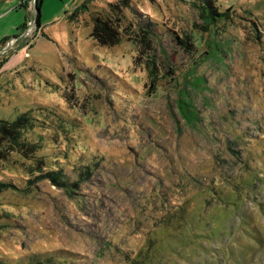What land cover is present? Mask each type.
Masks as SVG:
<instances>
[{
    "label": "rangeland",
    "instance_id": "1",
    "mask_svg": "<svg viewBox=\"0 0 264 264\" xmlns=\"http://www.w3.org/2000/svg\"><path fill=\"white\" fill-rule=\"evenodd\" d=\"M35 1L0 18V120L32 121L0 264H264V0H42L19 45Z\"/></svg>",
    "mask_w": 264,
    "mask_h": 264
},
{
    "label": "trees",
    "instance_id": "2",
    "mask_svg": "<svg viewBox=\"0 0 264 264\" xmlns=\"http://www.w3.org/2000/svg\"><path fill=\"white\" fill-rule=\"evenodd\" d=\"M123 1H126V0H123ZM42 3H43L42 0H37V3H36L37 16L35 19H36V23L39 27L41 26V11H40L41 9L40 8H41ZM107 25L110 26V24H105L104 26H102V22L96 18V27H95L94 32L91 34V36L95 38V36L97 37V35H100L101 37H103V38L107 37L106 39H111L114 42L117 41V36H116V34H114V30L112 28L108 29ZM181 102L182 101H179V103H178V105L181 107V108H179V112L184 118L187 119L189 117L188 112L182 108ZM31 123H32L31 118L29 117V115L27 113L20 114L17 117V119L14 121L0 120V134L5 135V136H9L11 138L9 140L10 143H14L13 144L14 146H17L18 148L20 147V149L23 150L24 143H21L20 139L22 137L23 132L27 128H30V126L32 127ZM31 148H34V146H31ZM25 149H30V145L27 144L25 146ZM3 157H4V155H3ZM1 158H2V156H1ZM49 173L51 174V176H50L51 179L53 181H55L56 183H59L58 181H60L62 179L61 175L59 176L60 173H55V171L54 172L51 171ZM3 185H6V184L0 183V188Z\"/></svg>",
    "mask_w": 264,
    "mask_h": 264
},
{
    "label": "crops",
    "instance_id": "3",
    "mask_svg": "<svg viewBox=\"0 0 264 264\" xmlns=\"http://www.w3.org/2000/svg\"><path fill=\"white\" fill-rule=\"evenodd\" d=\"M3 1H5V0H1L0 1V18L3 16V15H5V14H7L8 12H10V11H12V10H16L17 8H19V7H21V6H27V8H28V4H27V0H7V1H9V4H8V6L6 7V8H4V9H2V7H1V3L3 2ZM9 5H11L10 7H9ZM41 9V8H40ZM28 21V20H27ZM30 21V20H29ZM28 21V22H29ZM27 27H28V24H27V22L26 23H24V25L22 26V27H19L18 28V32H19V34H21V36L20 37H16V38H18V43H19V45H23V44H25V45H30V46H32L34 43H35V40H39L40 38H43L44 36H43V34H45L44 33V31L42 30V25L40 26V31L43 33L42 35L40 34L39 36L37 35L36 36V39L34 40H32V41H29L28 40V38L27 37H25V35H24V33H25V30L27 29ZM14 39V38H13ZM12 39H10L7 43H3L1 46V48H0V50L5 46V44H8L10 41H11ZM23 40V41H22ZM18 43H17V45H18ZM5 48V47H4ZM3 48V49H4ZM27 54H28V52H27Z\"/></svg>",
    "mask_w": 264,
    "mask_h": 264
},
{
    "label": "built area",
    "instance_id": "4",
    "mask_svg": "<svg viewBox=\"0 0 264 264\" xmlns=\"http://www.w3.org/2000/svg\"><path fill=\"white\" fill-rule=\"evenodd\" d=\"M34 26V27H33ZM28 31H27V33H26V36H28V34H29V36L30 35H32L33 33H31V31L32 30H35V31H37L38 30V26H37V23H36V19H34V21L33 20H30L29 21V25H28ZM33 27V28H32ZM37 29V30H36ZM30 31V33H28ZM14 41V39L13 40H11V42H10V44H9V46L12 44V42Z\"/></svg>",
    "mask_w": 264,
    "mask_h": 264
},
{
    "label": "water",
    "instance_id": "5",
    "mask_svg": "<svg viewBox=\"0 0 264 264\" xmlns=\"http://www.w3.org/2000/svg\"><path fill=\"white\" fill-rule=\"evenodd\" d=\"M34 3H36V1H35ZM36 10H37V9L35 8V10H34V11H35V17L37 16V11H36Z\"/></svg>",
    "mask_w": 264,
    "mask_h": 264
}]
</instances>
